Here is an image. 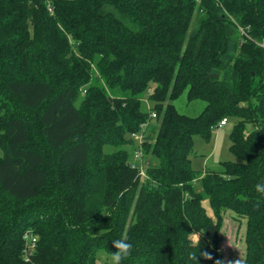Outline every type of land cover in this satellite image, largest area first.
I'll return each instance as SVG.
<instances>
[{"label":"trees","instance_id":"16d2710c","mask_svg":"<svg viewBox=\"0 0 264 264\" xmlns=\"http://www.w3.org/2000/svg\"><path fill=\"white\" fill-rule=\"evenodd\" d=\"M51 4L0 0V264H96L117 239L121 264H222L226 210L245 224L240 264H264V0ZM184 89L194 117L171 103ZM224 117L237 159L197 191L193 135ZM139 149L156 158L144 179Z\"/></svg>","mask_w":264,"mask_h":264},{"label":"rangeland","instance_id":"374dc122","mask_svg":"<svg viewBox=\"0 0 264 264\" xmlns=\"http://www.w3.org/2000/svg\"><path fill=\"white\" fill-rule=\"evenodd\" d=\"M264 75V74H263ZM121 92V91H120ZM113 94V92H111ZM187 91L184 89L182 93L175 99L172 100V104L179 113H184L188 116H196L201 111L204 106V101L198 98L192 99L187 98ZM142 110L153 112V102L149 101L147 97H142ZM153 117V116H152ZM154 118V117H153ZM150 123L154 122L150 120ZM237 119L235 117H229L227 123L222 127H214L210 130L208 136H205L201 133H195L193 135V142L189 152L190 165L198 172V175L191 180L195 190H201V183L206 176L208 170H217L222 171L224 168L221 164L222 161L231 160L235 161L236 156L230 151V138L229 134ZM255 125L253 123H246L245 125V134L253 130ZM141 129L143 130L142 136L143 139L147 135L148 128L143 124ZM141 130V131H142ZM140 131V132H141ZM139 132V133H140ZM138 133V134H139ZM151 134V133H149ZM154 135V134H152ZM141 137V136H140ZM136 140V139H135ZM137 141V140H136ZM150 142V140H148ZM153 142V140H152ZM138 143V142H137ZM151 144V143H150ZM119 149H126L131 151V146L129 144L119 145V146H109L105 145L103 147L104 153H111ZM142 158H140V174L141 179H144L146 176L147 161L151 160V163L155 161L156 158H153L148 151L143 149L141 151ZM142 162V163H141ZM141 181V180H140ZM203 206L206 208L209 215L212 214V209L207 200L203 201ZM224 222L221 226V243L220 249L223 254L222 264L235 263L240 264L244 256V230L245 224L242 219L237 220L233 217H236L230 210L224 211ZM193 239L197 238V235H192ZM106 261L109 264L111 262V255L99 253L96 258V264H106Z\"/></svg>","mask_w":264,"mask_h":264},{"label":"built area","instance_id":"2783aa9c","mask_svg":"<svg viewBox=\"0 0 264 264\" xmlns=\"http://www.w3.org/2000/svg\"><path fill=\"white\" fill-rule=\"evenodd\" d=\"M46 2H47V7H48L49 11L52 13L53 9H52L51 0H46ZM261 45H263V44H261ZM151 116L154 117L155 113H151ZM226 123H227V119L224 117L218 122L217 127H222ZM144 126L146 127V125H144ZM133 136L139 143L142 142V139H143L142 132L139 134L133 135ZM140 155H141V149H139L135 152V158H139ZM23 239H24V245H23V249H22L23 259H24V261H31V259H32L31 257L33 255L34 251L36 250L37 237H36V235H33L29 231H26L23 234Z\"/></svg>","mask_w":264,"mask_h":264},{"label":"clouds","instance_id":"9594fccd","mask_svg":"<svg viewBox=\"0 0 264 264\" xmlns=\"http://www.w3.org/2000/svg\"><path fill=\"white\" fill-rule=\"evenodd\" d=\"M254 188L258 193L264 194V184H256ZM112 246L115 248V251L111 254V262L112 264H121L122 259L130 255L132 246L126 239L114 240ZM203 255L208 257L207 253H203ZM192 258L195 259L194 256Z\"/></svg>","mask_w":264,"mask_h":264}]
</instances>
